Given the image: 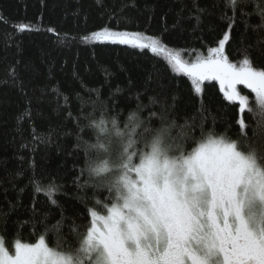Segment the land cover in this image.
<instances>
[{"label":"trees","instance_id":"1","mask_svg":"<svg viewBox=\"0 0 264 264\" xmlns=\"http://www.w3.org/2000/svg\"><path fill=\"white\" fill-rule=\"evenodd\" d=\"M197 7L206 11L198 13ZM225 15H232L225 0H0V238L9 250L17 238L35 242L43 226L34 230L24 222L45 214L49 224L64 217L60 235L48 234L50 246L59 240L64 250L75 248L90 224L88 210L103 214V205L111 202L107 187H78L88 175H80L85 155L83 145L76 148L77 133L95 140L93 129L77 128L74 118L81 108L91 113L81 125L103 116L123 127L133 112L144 120L151 112H166L178 139L189 132L199 138L203 124L205 130L214 127L244 142L238 104L225 99L218 82L206 81L196 94L190 79L174 73L161 54L84 39L103 27L142 32L193 62L229 32V60L239 63L247 54L264 69V30L252 27L259 17L238 16L229 29ZM21 23L30 29L19 31ZM241 92L255 109L254 94L246 88ZM243 118L248 137L264 149V137L252 134L257 117L245 111ZM153 122L159 126V120ZM33 170L44 186L53 181L62 186L53 196L57 204L34 192L29 183Z\"/></svg>","mask_w":264,"mask_h":264},{"label":"snow or ice","instance_id":"2","mask_svg":"<svg viewBox=\"0 0 264 264\" xmlns=\"http://www.w3.org/2000/svg\"><path fill=\"white\" fill-rule=\"evenodd\" d=\"M249 5L252 11H246ZM225 7L232 13L222 16L229 29L238 16L256 15L260 23L252 27L264 30V0H225ZM205 11L197 7L198 13ZM195 18L200 23V16ZM244 23L247 29V20ZM17 27L21 32L30 29L24 23ZM84 39L163 54L174 73L190 79L196 94L203 92L206 81L218 82L225 99L238 104L244 142L217 133L214 127L205 130L203 124L199 138L189 132L178 139L172 134L175 121L166 112H151L147 120L133 112L123 127L115 118L109 122L103 116L81 125L80 120L91 115L81 108L74 118L77 128L93 129L95 140L89 142L77 133L76 148L83 145L85 155L80 175H88L78 187H107L111 202L103 205V214L88 210L90 224L78 246L69 250L59 240L50 246L47 239L49 233L60 235L63 215L55 224L48 223V214L39 221L34 215L24 223H31L34 230L42 225L44 231L35 242L17 238L14 252L0 238V264H264V149L248 137L243 118L245 111L253 112L257 117L253 137H264V69L255 67L247 54L239 63L229 60L225 54L229 32L207 56L193 62L142 32L103 27ZM9 74L14 76V70ZM240 85L254 94L255 109ZM64 99L67 103L68 97ZM29 183L35 193L43 192L57 204L53 196L62 186L54 181L44 186L35 170Z\"/></svg>","mask_w":264,"mask_h":264},{"label":"rangeland","instance_id":"3","mask_svg":"<svg viewBox=\"0 0 264 264\" xmlns=\"http://www.w3.org/2000/svg\"><path fill=\"white\" fill-rule=\"evenodd\" d=\"M161 55H163V54H161ZM164 56V55H163ZM165 57V56H164ZM183 59V58H182ZM219 84V83H218ZM242 88H245L243 85H240V86H238V89L241 91V89ZM241 94H243L242 92H241ZM243 95H245V94H243ZM10 251H13L14 252V247H13V249L12 250H10Z\"/></svg>","mask_w":264,"mask_h":264}]
</instances>
